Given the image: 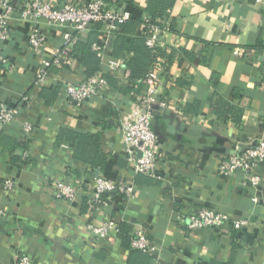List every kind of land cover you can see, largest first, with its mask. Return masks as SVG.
<instances>
[{
	"label": "crops",
	"instance_id": "obj_1",
	"mask_svg": "<svg viewBox=\"0 0 264 264\" xmlns=\"http://www.w3.org/2000/svg\"><path fill=\"white\" fill-rule=\"evenodd\" d=\"M104 1L139 21L127 37L145 38L152 25L159 29L153 103L159 178L143 175L136 181L120 139V122L145 90L143 82L126 88L129 52L112 54L115 37L103 39L93 32L101 39L92 44L103 42L96 73L114 82L107 81L106 88L82 103L69 100L62 83L85 77L83 65L69 56L48 68L42 87L55 89V96L46 103L34 79L42 59L61 46L62 29L41 25L45 41L37 54L27 40L32 23L21 17L25 0H11L10 35L0 46V103L15 107L23 96L32 103L21 105L0 134V208L5 211L0 217V264H16V253L29 254L32 264H129V248L119 235L95 240L86 230L87 223L97 224L104 216L125 224L129 243L133 228L142 227L161 264H264V206L252 200L264 187V162L255 170L261 177L258 186L244 184L248 176L241 171L217 170L222 159L256 138L264 120V0H169L152 22L151 0ZM110 62L118 63L115 71ZM26 122L32 125L27 136L22 130ZM62 128L100 132L105 166L76 158L72 142L57 140ZM80 173L85 179L100 175L122 183L133 197L105 194L99 216L88 208L92 190L85 184L76 200L55 196L54 183ZM6 177L15 179L9 194L1 187ZM200 206L248 224L236 231L192 232L186 218Z\"/></svg>",
	"mask_w": 264,
	"mask_h": 264
},
{
	"label": "built area",
	"instance_id": "obj_2",
	"mask_svg": "<svg viewBox=\"0 0 264 264\" xmlns=\"http://www.w3.org/2000/svg\"><path fill=\"white\" fill-rule=\"evenodd\" d=\"M58 0H25L21 7V17L23 20L32 23V30L28 34V43L32 50L39 54L44 45L45 36L40 31L41 25L48 27H58L62 29L61 46L49 58L42 59V66L35 75L34 85L42 87L48 78V68L51 65H60L68 57L74 43L83 37L92 25H99V32L104 38L111 36L117 25L123 23L129 18V13L110 7L104 0H91L85 4H73L69 2L58 3ZM14 6L11 0H0V46L9 38V22L13 15ZM145 44L151 48L154 53L157 51L159 40V29L150 26V33L144 38ZM102 43L92 44L91 49L95 54L102 52ZM118 63L110 62L109 69L116 70ZM160 70V63L152 65L142 79L145 84L143 94L136 98V106L132 109L127 119L119 124L121 143L128 165L136 174L147 175L153 178H159L157 149L159 147L158 138L153 129V103L157 100L158 82L157 72ZM107 87L106 78L100 73L85 76L83 80L77 83L63 82L61 91L71 101L82 103L95 96L100 89ZM31 101L28 96L21 98V103L15 107L6 103H0V134L4 131L6 125L12 123L19 114L21 105L29 107ZM163 105V103H161ZM23 132L31 133L32 125L29 122L23 124ZM264 162V120L261 123V129L256 138L249 141L242 151L233 152L225 157L218 164L217 170L221 174H233L241 171L247 174L244 184L249 183L258 186L261 183V177L255 174V170ZM66 180H60L54 183V193L58 198L67 200H76L81 191L82 185L90 187L92 190L91 198L88 202V208L96 215L102 216L105 208V194L119 193L133 197L132 190L122 183H116L100 175H93L85 179L83 175L73 174ZM1 187L4 193L9 194L14 190L15 179L6 177L2 179ZM252 200L256 204L264 206V187L259 196H254ZM5 215L3 208H0V217ZM187 228L190 231L214 228L219 231L225 229L239 230L248 224V220L230 219L225 213L219 212L213 208L200 206L194 213L186 218ZM86 230L95 240H100L106 236L118 235L119 227L117 222L104 216L95 223H87ZM130 248L147 253L153 257V264H161L159 253L156 254V247L148 239L146 232L142 227H134L130 239ZM16 264H32V258L29 254L16 253L14 255Z\"/></svg>",
	"mask_w": 264,
	"mask_h": 264
},
{
	"label": "trees",
	"instance_id": "obj_3",
	"mask_svg": "<svg viewBox=\"0 0 264 264\" xmlns=\"http://www.w3.org/2000/svg\"><path fill=\"white\" fill-rule=\"evenodd\" d=\"M151 0L149 9L152 14L150 21L152 22L155 15L163 13V9L169 5V0ZM139 21L134 18H128L123 23L117 25L112 35L115 37L113 47L114 55L122 51L129 52V56L124 60L126 70L129 72L130 83L127 89H133L134 86H141L142 79L145 77L150 67L157 62V55L154 51L146 46L144 37L130 36L127 37L129 31H132ZM94 31H88L87 36L79 38L73 45L69 56L77 58L84 67L85 76L95 74L100 69V57L96 55L92 49V43L100 40L99 25H92ZM90 27V28H91ZM98 35V36H97ZM97 37V38H96ZM107 81L112 84L114 81L110 76H106ZM41 96L46 100V103L51 102L55 96V89L47 87L41 88ZM100 132H80L68 129H60L57 135V140H67L74 144V156L81 161H84L93 167L102 168L107 162V158L100 150ZM142 174H137L136 181L142 177ZM105 197V196H104ZM119 227V236L123 240V245L129 248L128 262L129 264H150L152 257L147 253L131 249L129 246L128 228L124 223H117Z\"/></svg>",
	"mask_w": 264,
	"mask_h": 264
},
{
	"label": "water",
	"instance_id": "obj_4",
	"mask_svg": "<svg viewBox=\"0 0 264 264\" xmlns=\"http://www.w3.org/2000/svg\"><path fill=\"white\" fill-rule=\"evenodd\" d=\"M110 194H113V193H110Z\"/></svg>",
	"mask_w": 264,
	"mask_h": 264
}]
</instances>
